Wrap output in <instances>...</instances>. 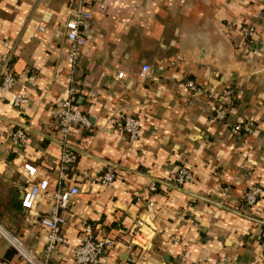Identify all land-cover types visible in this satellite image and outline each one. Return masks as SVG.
I'll return each mask as SVG.
<instances>
[{
	"label": "crops",
	"instance_id": "crops-1",
	"mask_svg": "<svg viewBox=\"0 0 264 264\" xmlns=\"http://www.w3.org/2000/svg\"><path fill=\"white\" fill-rule=\"evenodd\" d=\"M74 1L0 0V55L9 56L15 78L10 93L0 90V224L37 255L45 245L39 217L52 204L60 152L52 110L67 95L64 23ZM263 4L94 2L77 63L75 102L89 126L71 138L77 159L66 184L79 192L63 211L70 243L92 224L95 234L115 241L104 264H264V239L257 238L264 230V195L252 209L241 200L248 183L264 185ZM245 23L258 30V50L241 37ZM143 65L145 76L139 74ZM184 78L207 92L188 91ZM226 87L235 90L230 118L256 125L246 139L213 119L212 107ZM15 93L30 102L15 106ZM124 115L140 120L135 142L116 122ZM21 125H28L27 140L11 148L8 136ZM24 161L36 167L34 180H48V192L31 209L20 205ZM183 163L194 181L175 188L172 175ZM107 165L116 175L108 187L98 181ZM152 182L158 189L150 193ZM0 264H23L1 235ZM50 264L75 263L60 246Z\"/></svg>",
	"mask_w": 264,
	"mask_h": 264
},
{
	"label": "built area",
	"instance_id": "built-area-1",
	"mask_svg": "<svg viewBox=\"0 0 264 264\" xmlns=\"http://www.w3.org/2000/svg\"><path fill=\"white\" fill-rule=\"evenodd\" d=\"M96 0H75L70 16L64 23V37L67 41V53L65 58L69 64L67 74V95L58 105L57 109L52 110L55 118L59 156L56 161V177L55 186L51 190L52 204L49 210L41 214L39 224L44 229L45 245L41 255H37L32 248L28 247L22 238L17 234L7 230L0 224V235L5 239L7 244L14 250L16 255L22 260L23 264H50L53 252L60 246H66L75 264H104L105 256L115 245V241L108 235H97L93 232L91 225L86 224L83 229L79 241L75 244L63 233V225L65 218L63 211L68 207L70 201L75 197L79 190L75 185L66 184L67 170L77 159V151L71 143L72 135L77 130H82L89 126L88 117L78 107L75 102V93L77 90V63L83 55V51L87 44V39L82 32V26L90 19L92 7ZM120 1V0H116ZM260 14L264 17V4L260 9ZM38 30L44 31L43 27ZM241 37L248 45L249 49L254 51L259 49L258 30L251 23H245L240 27ZM148 70L147 65H143L140 69V75L145 76ZM123 72H118L117 76L122 77ZM185 88L192 93H204L207 89L192 79L184 78ZM15 83L14 74L10 67L9 56L0 55V90L3 93H10ZM211 97L213 94L208 91ZM235 97V90L232 87H226L220 92L216 99V104L212 107L213 119L218 123H226L234 133H240L244 139L254 132L256 125L252 119L233 120L230 118L232 102ZM12 102L15 106H23L30 100L19 94L12 95ZM120 129L126 133L130 142H135L141 134L140 120L133 115L118 116ZM28 125H21L12 130L8 136L11 148L21 147L27 140ZM247 152L246 155H248ZM24 172V187L20 200L23 209H31L38 198L45 192H48V180L46 178L34 180L36 175V167L24 161L22 164ZM116 175L114 167L105 166L100 174L98 181L103 186H110ZM194 181V174L186 164H179L171 180V185L175 188H181L188 183ZM150 193L156 192L158 185L155 182L149 183L146 187ZM228 187L221 190L222 196H227ZM264 195V185L253 182L248 183L242 190L241 200L243 205L249 209L254 208ZM151 195H147L149 200ZM136 200H142L140 195L136 196ZM139 224V223H138ZM136 234V233H135ZM258 240L264 239V230L257 236Z\"/></svg>",
	"mask_w": 264,
	"mask_h": 264
},
{
	"label": "trees",
	"instance_id": "trees-1",
	"mask_svg": "<svg viewBox=\"0 0 264 264\" xmlns=\"http://www.w3.org/2000/svg\"><path fill=\"white\" fill-rule=\"evenodd\" d=\"M73 165H74V164H73ZM73 165H72V167H73ZM71 169H72V168H70V169L67 170V174L71 171ZM91 225H92V224H91ZM93 232H94V231H93Z\"/></svg>",
	"mask_w": 264,
	"mask_h": 264
},
{
	"label": "water",
	"instance_id": "water-1",
	"mask_svg": "<svg viewBox=\"0 0 264 264\" xmlns=\"http://www.w3.org/2000/svg\"><path fill=\"white\" fill-rule=\"evenodd\" d=\"M22 193H23V189H21L20 200H21V197H22Z\"/></svg>",
	"mask_w": 264,
	"mask_h": 264
}]
</instances>
